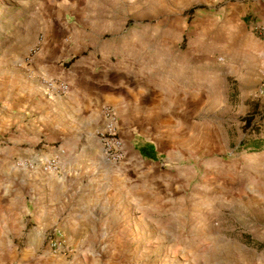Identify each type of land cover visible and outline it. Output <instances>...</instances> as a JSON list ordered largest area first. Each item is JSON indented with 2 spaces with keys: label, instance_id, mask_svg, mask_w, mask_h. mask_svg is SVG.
<instances>
[{
  "label": "rangeland",
  "instance_id": "374dc122",
  "mask_svg": "<svg viewBox=\"0 0 264 264\" xmlns=\"http://www.w3.org/2000/svg\"><path fill=\"white\" fill-rule=\"evenodd\" d=\"M226 1L0 0V77H6V87L11 72L17 71L7 65L13 50L26 54L28 64L53 31L54 36L65 37L81 30L91 48L80 56L101 57L112 50L115 63L133 65L140 70L138 75L141 68L158 70V75L151 73L152 79L174 84L170 94L177 96L172 109L176 119L164 134L170 142L163 137L161 145L162 157L172 160L166 166H142L141 210L129 215L127 229L114 217L111 238L117 247H95V256L75 261L77 247L71 245L62 249L70 264H264V151L240 148L250 134L246 119L264 126V98L258 95L263 73L241 65L235 40L228 39L231 34L220 27L203 31L210 18L221 17ZM191 9L195 11L190 13ZM29 38L27 46L36 45L31 51L24 49ZM190 60L195 64L193 83L185 75ZM201 63L209 75L196 71ZM71 64L68 59L66 65ZM10 129L5 127L7 135L0 139V160L24 175L37 167L48 180L58 175L66 148L48 157L25 145L14 150L13 145L8 147ZM56 155L61 156L58 169L47 173L43 164ZM13 187L10 197V184L0 176V224L6 218L20 219L17 213L27 210L29 194L24 193L30 192L29 186ZM17 196L20 204L10 207L16 210L11 213L7 204ZM32 213L31 209L27 223H17L13 236L4 237L1 250L6 256L0 257V264H61L54 259L60 249L47 248L57 220L43 230L37 213ZM59 218L68 219L65 213ZM25 227H35L30 233L37 237V245H27ZM25 253L29 263L21 260Z\"/></svg>",
  "mask_w": 264,
  "mask_h": 264
},
{
  "label": "crops",
  "instance_id": "0c3cea01",
  "mask_svg": "<svg viewBox=\"0 0 264 264\" xmlns=\"http://www.w3.org/2000/svg\"><path fill=\"white\" fill-rule=\"evenodd\" d=\"M261 9L263 12L259 15ZM221 11V17L210 18L203 25V31L211 33L220 27L231 34L228 39L235 40V53L241 65L261 75L264 72V35L255 33L253 26H264V0H228ZM82 31L67 33L65 37L54 36L53 31V36L45 37L28 64L25 63L26 54L23 56L21 50H13L7 65L17 71L8 77L9 86L4 85L6 77H0V139L7 135L5 127L8 126L12 143L9 148L13 145L17 150L18 146L25 145L40 152L42 157H48L58 148L68 151L58 175L49 180L38 171L39 167L32 174L24 175L8 167L6 160H0V176L10 184L8 195L13 194V185L21 187L24 184L30 190L24 193L29 194V200L25 198L27 210L17 213L20 219L6 218L0 224V257L6 256L1 250L4 237L13 236L17 223H27L31 209L32 215L37 213L43 230L47 229L49 221L57 220L62 245L54 259L61 264H70L62 249L65 251L71 245L77 247L75 261L79 256H95V247L107 245L113 250L117 247L111 238L114 217L117 216L127 229L129 215L135 211L140 213L142 166H166L172 160L169 156L162 157L165 152L161 145L163 137L170 142L164 134L176 119L172 109L177 96L170 94L173 82L152 79L151 68L148 71L141 68L143 72L138 75L136 71L140 70H135L133 65L115 63L113 57L117 54L114 56L112 50H106L101 57L98 54L90 58L80 56L91 48L88 35ZM29 42L30 38L24 49L28 47L31 51L36 45L29 47ZM68 59L72 62L69 66L66 65ZM196 65L202 66L197 72L208 73L203 63ZM186 69V81L189 76L193 83V60L189 64L186 62ZM36 73L66 82L69 92L50 97L34 76ZM154 75H158V70ZM206 81L208 79L201 82ZM108 107L118 115L119 132L125 145L126 158L118 165L107 160L100 136L107 124L105 109ZM157 118L159 122H155ZM28 156L33 158L34 155ZM12 199L9 198L7 208L16 213L10 207L19 206L20 197ZM32 201L35 206L31 205ZM64 213L68 219L59 221ZM3 215L6 217L5 213ZM24 229H28L25 233L27 245H37V237L30 233L35 227ZM105 254L106 251L102 256ZM29 259L26 253L21 258L25 263H29Z\"/></svg>",
  "mask_w": 264,
  "mask_h": 264
},
{
  "label": "built area",
  "instance_id": "2783aa9c",
  "mask_svg": "<svg viewBox=\"0 0 264 264\" xmlns=\"http://www.w3.org/2000/svg\"><path fill=\"white\" fill-rule=\"evenodd\" d=\"M253 31L262 36L264 35V26L258 24L254 25ZM219 60L223 61V58H220ZM28 61L29 63L31 62V60ZM34 76L39 79L45 92L50 97L66 95L70 90L69 85L60 79L48 76L43 73H36ZM258 95L261 98H264V72L262 74L258 88ZM105 116L107 119V124L100 135L104 148V154L108 161L117 164L126 158L125 145L119 132L118 115L115 110L108 107L105 109ZM60 157L61 156L56 155L53 157V159H48L46 162H44L43 167L47 173L55 172L58 169V161ZM18 166L27 167L25 164H18ZM61 238V232L59 229H55L50 234L47 244V248L50 252H56L60 249L62 245Z\"/></svg>",
  "mask_w": 264,
  "mask_h": 264
},
{
  "label": "trees",
  "instance_id": "16d2710c",
  "mask_svg": "<svg viewBox=\"0 0 264 264\" xmlns=\"http://www.w3.org/2000/svg\"><path fill=\"white\" fill-rule=\"evenodd\" d=\"M195 9H191L193 13ZM246 125L250 130L246 140L242 142L240 148L243 151L261 152L264 151V126L262 123L255 124L250 119H246Z\"/></svg>",
  "mask_w": 264,
  "mask_h": 264
}]
</instances>
